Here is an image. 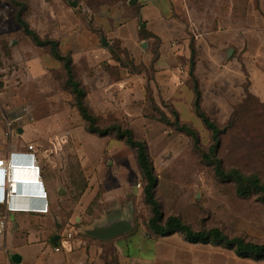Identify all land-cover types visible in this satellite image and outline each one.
Listing matches in <instances>:
<instances>
[{"label":"crops","instance_id":"obj_1","mask_svg":"<svg viewBox=\"0 0 264 264\" xmlns=\"http://www.w3.org/2000/svg\"><path fill=\"white\" fill-rule=\"evenodd\" d=\"M69 1L52 0L56 15L50 16L48 36L35 31L42 39L56 40L63 54L71 53L74 64L83 59L98 66L94 91L87 96L97 114L112 109L118 116L128 115L132 112L128 107L134 104V117L150 119L146 114L153 103L163 99L180 116L184 105L197 116L190 75L192 47L201 105L213 120L230 121L248 95L264 104V0H136L134 4L126 0L130 6L126 18L99 13L93 27L84 19L59 18V9ZM2 4L0 0V159L39 166L41 184L20 189L37 196L21 194L12 204L48 205L49 210L8 211L0 204V216L6 217L0 231V264L185 262L171 255L161 238L139 233L134 238L131 231L99 240L84 233L96 222L128 215L131 206L134 211V180L116 181L101 168L105 160L92 159V133L65 87L62 61L27 34L5 29ZM103 36L109 47L102 45ZM122 57L129 62H119ZM16 122L15 130L20 127L23 132H14ZM26 132L31 136L28 140L23 138ZM64 134L66 139L59 137ZM29 143L34 145V155ZM104 151L106 147L94 153ZM11 175L32 173L15 170ZM44 192L46 196L38 195ZM93 202L96 208L89 216L85 211ZM67 232L74 236L67 238ZM15 254L19 262L13 260ZM231 260L232 264H264V259L237 254ZM209 264H218V259Z\"/></svg>","mask_w":264,"mask_h":264},{"label":"rangeland","instance_id":"obj_2","mask_svg":"<svg viewBox=\"0 0 264 264\" xmlns=\"http://www.w3.org/2000/svg\"><path fill=\"white\" fill-rule=\"evenodd\" d=\"M70 1L76 5H71ZM70 1L68 6L59 9V18L68 22L84 19L93 27L95 15L99 13L104 17L120 15L122 19L129 14L127 10L130 6L126 0ZM2 8L5 29L23 32L16 18L21 13L32 29L43 36L50 34V16L56 11L52 0H3ZM76 47L80 49L79 45ZM119 62L124 64L129 61L122 57ZM102 63L106 64V61ZM97 69L98 66H90L80 59L74 64L73 74L86 92L85 103L96 117L98 126L112 128L121 125L131 128L135 138L147 143L158 177L156 198L164 216L162 223L169 216H174L188 223L194 231L219 228L230 238L241 237L246 241L264 243V196L258 192L242 195L238 191V183L220 178L215 172L220 162L226 171L236 169L245 176L257 175L264 184V104L250 97L236 107L232 120H215L222 132L221 143L214 157L209 154L213 144L211 130L198 116L189 114L186 105L181 106V116L189 122L182 120L178 110L163 99L153 103L152 111L146 114L150 119L134 117V104L128 107L132 111L128 115L118 116L112 109L97 114V110L94 111L87 102L88 92L94 91L92 85L94 77L99 74ZM84 81L86 86H83ZM91 100L95 102L96 98L92 96ZM173 111L181 124L187 123L197 131L198 143L191 135L177 129ZM18 126L19 122H16L14 127ZM13 129L16 132L17 129ZM59 137L66 139L68 136L64 134ZM23 138L28 140L31 136L26 132ZM90 145L92 159L106 161L101 168L108 171L107 174L114 176L116 181L120 177L134 180V238L139 233L144 237L167 241L165 243L170 254L185 259V262L178 264H209L214 258L218 259V264H232L235 250L225 244L190 243L181 232L160 236L149 228L152 210L144 201L143 188L146 183L138 167L136 151L120 140L115 132L103 137L92 133ZM104 147L106 151L95 155L94 151ZM95 208L96 202H93L85 213L90 216Z\"/></svg>","mask_w":264,"mask_h":264},{"label":"trees","instance_id":"obj_3","mask_svg":"<svg viewBox=\"0 0 264 264\" xmlns=\"http://www.w3.org/2000/svg\"><path fill=\"white\" fill-rule=\"evenodd\" d=\"M16 18L18 23L22 26L23 32L30 36L36 45L49 47L54 57L62 61L66 74L65 87L73 94L74 105L78 109L82 118L85 120L87 129L92 133L100 134L102 137L107 136L111 132H115L116 136L120 140L125 141L126 144L136 151L138 167L142 174V178L146 183L143 188L144 201L151 207L152 210V216L149 219V228L151 230H153L158 235H168L175 232H181L185 238L192 243L215 242L217 244H225L229 248L234 249L236 254L242 258H253L255 260L264 259V243L261 244L246 241L241 237L230 238L219 228H212L208 231H194L188 223L184 222L181 218L174 216H169L163 224L162 220L164 216L160 204L156 198L158 177L155 173L147 143L144 140L135 138L134 131L131 128H124L121 125H116L112 128H101L98 126L96 117L91 113L90 109L85 103L86 92L81 86V83L74 77V63L71 53L63 54L59 50V44L56 40H51L48 38L42 39L39 34L30 27L29 23L23 19L21 13H19ZM194 55L195 51L192 47L190 75L195 90L194 109L197 116L203 121L204 125L212 132L213 144L210 147L209 154L216 157L217 149L221 143L220 134L222 129L219 127L217 122L213 120L202 108V92L200 90L198 80L194 75ZM250 97L252 96L248 95L244 102ZM173 114L176 118L177 129L188 133L192 136L196 143H198L199 137L197 131L187 123L181 124L175 111H173ZM231 123L232 121L230 124ZM12 128L16 127L13 125ZM215 172L220 178L238 183V191L242 195H249L252 192H258L264 196V184L257 175L245 176L236 169L226 171L220 162L217 163Z\"/></svg>","mask_w":264,"mask_h":264},{"label":"built area","instance_id":"obj_4","mask_svg":"<svg viewBox=\"0 0 264 264\" xmlns=\"http://www.w3.org/2000/svg\"><path fill=\"white\" fill-rule=\"evenodd\" d=\"M28 149L32 151V155H34V145L32 143L28 144ZM29 171L32 175H27L24 177H13L11 174L13 171ZM40 173L39 166L34 165L33 163H15L10 162L7 163L5 159H0V204H5L7 206L8 211H17V210H35L38 212H47L49 210L47 207H21L12 204V199L21 194H27L29 196H37L36 193L30 191L21 193L20 189L22 187H33L41 184V180L37 178V175ZM43 197L46 196V193H39ZM25 196V195H24ZM6 218V217H5ZM5 218L0 216V231L4 227ZM67 238H72L73 232L66 233ZM59 250V248H57Z\"/></svg>","mask_w":264,"mask_h":264},{"label":"water","instance_id":"obj_5","mask_svg":"<svg viewBox=\"0 0 264 264\" xmlns=\"http://www.w3.org/2000/svg\"><path fill=\"white\" fill-rule=\"evenodd\" d=\"M136 0H130V4H134ZM71 5H76L75 2L70 1ZM109 42L106 37H102V45L108 46ZM18 132H23L22 128L17 129ZM30 192V190H29ZM134 230V211L133 206L130 208V213L125 216H114L104 219L102 221L96 222L83 229L84 233L88 236L99 240H109L117 236L129 233ZM57 237L54 238L56 240ZM13 260L16 262L20 261V256L15 254Z\"/></svg>","mask_w":264,"mask_h":264}]
</instances>
